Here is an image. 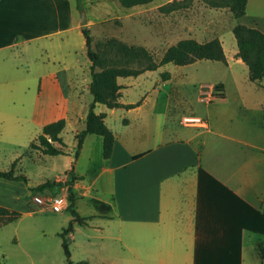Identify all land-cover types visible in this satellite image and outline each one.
Listing matches in <instances>:
<instances>
[{"label":"rangeland","instance_id":"obj_1","mask_svg":"<svg viewBox=\"0 0 264 264\" xmlns=\"http://www.w3.org/2000/svg\"><path fill=\"white\" fill-rule=\"evenodd\" d=\"M82 2L86 13V23L83 27L90 30L93 46L102 55L104 66L121 64V54L117 46L119 43L147 48L158 57H161L169 46L186 38L205 42L217 37L224 47L226 63L199 60L185 66L166 64L137 77L122 78L120 81L125 87L122 93L123 101L137 103L146 97L139 111L116 108L113 113L109 112L108 126L116 134L123 136L126 145L135 150L143 148L147 145L146 141L148 142L149 139L150 142L156 141L155 137L164 130L165 133L161 134L164 139L176 130L189 134L201 131L195 142L201 145L207 140V147L204 148L202 145L201 150L204 157L211 155V165H215L214 156L218 151L222 160H226L224 162L229 166L232 165L230 160L233 157V165L236 168L233 167V170H240L244 167L242 153L246 150L256 160L262 158L264 168V151L233 143L237 147V151H234L229 148L232 142L215 134L223 128L232 135L249 136L255 145H260L264 149V79L259 83L250 80L248 67L236 57L238 47L233 34V27L237 24L264 30V0H248L247 12L240 18L233 17L229 9L210 8L200 0H195L189 9L168 14L159 10L160 6L169 2L168 0H152L148 4L131 8L123 7L119 0H83ZM76 4L78 5L77 1ZM77 17L81 22L82 12H77ZM85 44V37L74 33L65 40L63 50L52 49L53 58L38 46H36L38 48L34 46L28 56L31 68L34 70L38 65L42 67L43 65L38 62L45 59L46 72L61 68L68 63L76 64L78 59L81 64H89ZM20 62V57L8 62L6 69L10 73L3 75L0 72L1 81L12 80V74L18 67L17 63ZM164 72L171 73L170 80H162ZM79 80L82 81L81 78ZM218 83L225 85L227 97L222 100L215 99L210 103L212 91ZM91 100L93 96L89 91L78 104L75 103V99H70V107L75 111H71L69 106L66 109L64 101L55 97L43 99V103L40 104L35 119L42 117L43 120L66 119L67 125L61 133L66 154L50 156L35 151L30 152L31 141L28 139V134L36 132L34 125L31 126V130L29 128L14 138H8L6 130L3 136L0 133V169H9L19 158L17 173H22L28 178V182L14 181L15 191L20 190L23 199L13 203L18 206L17 208L28 213L16 209L21 213L20 218L0 227V256L3 264H66L59 233L68 225L71 217L67 210L68 199L65 209L55 211L48 200V195L35 191L34 187L47 180L56 181L57 178H59L57 181L67 183L71 176L66 178L65 176L73 167V162L74 166L78 163L77 171L85 175L83 182L86 184H89L100 170L104 161L98 143L100 136H93L97 139L96 142L91 143L88 140L79 161L75 158L76 135L84 128V124L75 123L74 114L84 110V107L88 110ZM99 107L104 108V105L99 104ZM48 110L52 111L44 114V111ZM186 116L200 117L204 122L211 124L212 132H206L204 126L196 130L180 126V123L184 126H192L183 122ZM123 118L129 119V125L124 124ZM25 123L33 124L26 121ZM244 123L262 125V129L252 131L250 134L240 127L233 126L231 129L234 124ZM96 186L98 190L94 191L93 195L107 200L109 183L100 179ZM257 188L262 190L264 197V186L258 184ZM62 192L68 195L67 186L54 196ZM35 197L44 198V203H37ZM22 202L24 205L21 204ZM76 204L82 216H93L96 213V209L89 202L79 200ZM94 216L89 226L75 228L74 240L72 233L68 235L72 261L88 260L90 264H124L132 255L128 254L129 252H126L116 239L119 230L117 220L96 218L98 212Z\"/></svg>","mask_w":264,"mask_h":264},{"label":"crops","instance_id":"obj_2","mask_svg":"<svg viewBox=\"0 0 264 264\" xmlns=\"http://www.w3.org/2000/svg\"><path fill=\"white\" fill-rule=\"evenodd\" d=\"M77 12L80 11L76 0H0V72L3 75L10 73L6 69L7 63L21 58L12 80L0 79L2 136L6 130L7 137L14 138L29 128L31 130L34 125L36 132L28 134L32 141L42 133L46 124L58 120L35 119L43 99L59 98L64 101L66 109L69 106L71 111H75L70 107V99H75L78 104L90 92V60L89 64H81L78 59L76 64L68 63L46 72V59L39 61L38 64L43 66L38 65L34 70L28 59L34 46L53 58L52 49L63 50L69 36L74 33L84 36ZM85 51L87 54L86 44ZM121 79L118 82L124 86ZM226 97L227 93L223 99ZM120 100L128 104L122 97ZM144 100L133 109L141 110ZM85 109L74 114V122H82L84 128L88 113ZM115 109L96 106L97 113L107 114L106 124L109 112L113 113ZM49 111L52 110L44 111V114ZM123 122L125 125L130 123L127 118H123ZM180 126L194 130L203 127L181 123ZM210 126L205 122L203 128L210 133ZM233 126L249 134L262 129V125L253 123L234 124L231 129ZM201 133L176 130L166 139L161 134L157 135L153 142L148 137L149 143L146 141L147 145L137 150L126 145L123 136L115 133L112 156L109 159L103 157L100 170L89 184L83 182L85 175L77 171L78 163L74 166L73 162L75 175L82 178L74 184L77 202L83 200L94 206L95 201H100L112 207L111 218L104 219L118 222L116 239L132 255L124 264H264L257 250V242H264V197L262 190L257 188L258 184L264 186L262 158L256 160L243 150L244 167L233 170V167L236 169L233 157L229 166L217 151L213 166L211 155L204 157L201 150L202 145L207 147V140L201 145L195 142ZM215 134L232 142L229 148L234 151L237 147L233 143L264 151L249 136L232 135L223 128ZM93 136L98 135L86 137L77 161L83 155L88 140L91 143L97 141ZM100 138L98 143L102 151L103 140ZM55 145L65 148L59 143ZM100 179L110 185L107 200L93 195L98 190L96 184ZM19 191H15L14 180L0 178V206L28 213L13 204L23 199ZM44 195L53 194L46 191ZM21 204L24 205L23 202ZM72 237L74 240L73 233Z\"/></svg>","mask_w":264,"mask_h":264},{"label":"trees","instance_id":"obj_3","mask_svg":"<svg viewBox=\"0 0 264 264\" xmlns=\"http://www.w3.org/2000/svg\"><path fill=\"white\" fill-rule=\"evenodd\" d=\"M76 1L78 3L77 6L79 11L83 12L85 8L82 0ZM151 1L152 0H119L120 4L126 8L148 4ZM194 1L195 0H175L160 6L159 10L168 14L178 10L189 9ZM200 1L210 8L229 9L235 18L243 17L246 14L248 4V0ZM82 30L86 40L87 56L91 61V82L89 88L93 96V101L90 103L85 119V128L79 131L76 135V159L79 157L84 141L89 134L102 137V154L104 159H109L112 156L115 143V133L105 122L107 114L105 112H96L97 105L101 104L109 109L125 108L127 110L141 105L143 100H140L137 103L128 104L121 102V89L124 88V86L118 82L119 78L137 77L147 71H154L166 64L185 66L199 60L227 62L222 42L216 37L205 42L198 41L195 38L181 39L177 43L169 46L161 57L156 56L147 48L119 43L117 46L119 53L121 54V64L104 66L102 55L93 46V39L90 30L87 27H83ZM233 34L238 47L236 57L248 67L250 80L259 83L264 79V32L256 27L237 24L233 27ZM170 78V72L162 73L163 81L170 80ZM225 96V85L223 83H218L212 91L210 103L215 99H223ZM65 127L66 119L64 118L46 124L43 127L42 133L31 141L29 151H39L44 155L50 156L66 154V151L63 148L55 145V143H59L64 146L61 133ZM18 161L19 158L11 164L9 169H0V178L28 182L26 175L16 173ZM73 169L74 167H72L69 172L71 179L67 181V183L47 180L34 187V190L37 192L41 191L42 193L49 191L54 195L60 192L63 187L67 186V210L71 215V219L69 220L68 225L59 233L62 239V248L66 257V264H90L88 260L73 262L71 259L68 235L73 233L77 226H89L90 220L94 217L82 216L78 212L76 207L78 196L74 190V184L82 178L76 176ZM94 204L99 217L111 218L112 207L110 205L104 204L100 201H95ZM20 216L21 213L19 211L0 206V227L18 220ZM257 250L264 261V242H257ZM0 264H3L1 256Z\"/></svg>","mask_w":264,"mask_h":264},{"label":"built area","instance_id":"obj_4","mask_svg":"<svg viewBox=\"0 0 264 264\" xmlns=\"http://www.w3.org/2000/svg\"><path fill=\"white\" fill-rule=\"evenodd\" d=\"M183 122L187 125L193 126H204V121L200 117L196 116H186L183 118ZM34 200L37 203H44V198L35 197ZM48 200L52 203V208L55 211H61L67 207V196L63 192L58 194L57 196L49 195Z\"/></svg>","mask_w":264,"mask_h":264},{"label":"water","instance_id":"obj_5","mask_svg":"<svg viewBox=\"0 0 264 264\" xmlns=\"http://www.w3.org/2000/svg\"><path fill=\"white\" fill-rule=\"evenodd\" d=\"M82 25H84L86 23V13L83 11L82 12V21H81Z\"/></svg>","mask_w":264,"mask_h":264}]
</instances>
